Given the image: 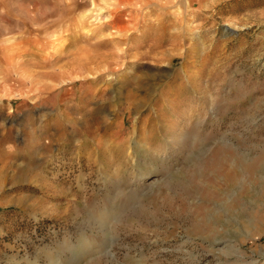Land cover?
I'll use <instances>...</instances> for the list:
<instances>
[{"label":"rangeland","instance_id":"374dc122","mask_svg":"<svg viewBox=\"0 0 264 264\" xmlns=\"http://www.w3.org/2000/svg\"><path fill=\"white\" fill-rule=\"evenodd\" d=\"M263 199L264 0H0V264H264Z\"/></svg>","mask_w":264,"mask_h":264},{"label":"bare ground","instance_id":"6f19581e","mask_svg":"<svg viewBox=\"0 0 264 264\" xmlns=\"http://www.w3.org/2000/svg\"><path fill=\"white\" fill-rule=\"evenodd\" d=\"M102 1V0H101ZM138 2H139V0H138ZM106 3V2H105ZM105 3H103V4H105ZM112 3V2H111ZM185 4V3H184ZM183 4V5H184ZM150 6V5H149ZM185 6V5H184ZM148 7V6H147ZM101 8V7H100ZM116 8V7H115ZM109 39H111V38H109ZM114 40V39H113ZM87 56H89L88 54H87ZM94 60V59H93ZM93 62V61H92ZM95 64V63H94ZM96 66V65H95ZM96 69V68H95ZM100 70V69H99ZM92 72V71H91ZM98 72V71H97ZM95 75V74H94ZM93 75V76H94ZM101 75V74H100ZM99 76V75H98ZM113 94V93H112ZM114 95V94H113ZM108 98V97H107ZM58 102V101H57ZM57 104V103H56ZM60 104V103H59ZM211 104V103H210ZM213 104V103H212ZM213 107V106H212ZM211 107V108H212ZM219 108V107H218ZM209 109V108H208ZM65 112V111H64ZM58 113V112H57ZM60 113V112H59ZM62 114V113H61ZM66 114V113H65ZM5 115H6V113H5ZM97 116V115H96ZM57 118V117H56ZM69 119V118H68ZM204 119V118H203ZM202 119V120H203ZM60 120V119H59ZM15 122V121H14ZM60 122V121H59ZM4 124V123H3ZM15 124V123H14ZM63 124V123H62ZM65 125V124H64ZM172 125V124H171ZM184 125V124H183ZM4 126V125H3ZM7 127V126H6ZM186 127V126H185ZM21 128V127H20ZM81 128V127H80ZM5 129V128H4ZM18 129H19V127H18ZM52 129H54V128H52ZM82 129V128H81ZM167 129V128H166ZM24 130V129H23ZM67 130V129H66ZM65 130V131H66ZM54 131V130H53ZM173 131H175V130H173ZM182 131V130H181ZM183 132V131H182ZM72 133V132H71ZM162 133V132H161ZM63 134H64V132H63ZM170 134V133H169ZM191 134V133H190ZM59 135V134H58ZM61 135V134H60ZM164 136V135H163ZM195 136V135H194ZM60 137V136H59ZM64 137V136H63ZM176 137V136H175ZM178 137V136H177ZM48 138V137H47ZM50 138V137H49ZM185 138H187V137H185ZM52 139H54L53 137H52ZM182 139V138H181ZM195 139V138H194ZM18 140V139H17ZM48 140V139H47ZM85 140V139H84ZM177 140V139H176ZM22 141V140H21ZM77 141V140H76ZM171 141H174V139L173 138H168V139H166V142H168V143H170ZM176 142V141H175ZM178 142V141H177ZM171 144V143H170ZM169 144V145H170ZM174 144V143H173ZM176 146V145H175ZM169 147V146H168ZM170 148V147H169ZM98 149V148H97ZM46 151V150H45ZM45 151H43V152H45ZM44 154V153H43ZM46 155V154H45ZM42 157V156H41ZM46 157V156H45ZM240 166V165H239ZM241 171H244V173L245 172H247V167H241ZM178 171V170H177ZM212 172V171H211ZM217 172V171H216ZM215 173V172H214ZM211 174V173H210ZM158 175V174H157ZM242 175V174H241ZM222 178V177H221ZM155 179V178H154ZM153 179V180H154ZM152 180V181H153ZM160 182V181H159ZM203 182V181H202ZM148 183V182H147ZM226 185V184H225ZM140 189V188H139ZM131 196H132V194H130ZM142 196V195H141ZM135 197V196H134ZM140 200H141V198H140ZM264 200V199H263ZM256 201H258V200H256ZM251 202H253L252 200H251ZM137 203V202H136ZM141 203V202H140ZM146 204V203H145ZM251 204V203H250ZM134 206H137V205H134ZM140 206H142V205H140ZM144 206V205H143ZM249 208V207H248ZM258 208H260V207H258ZM111 210V209H110ZM112 211V210H111ZM257 211V210H256ZM103 212V211H102ZM106 212V211H105ZM123 212H125V211H123ZM122 212V213H123ZM125 215V214H124ZM123 215V216H124ZM221 215V214H220ZM122 216V215H121ZM126 216H127V214H126ZM118 217V216H117ZM125 217V216H124ZM224 219L226 220V221H228V217L226 216V217H224ZM117 220V219H116ZM102 221H104V220H102ZM115 221V220H114ZM221 221V220H220ZM125 223V222H124ZM227 224V223H226ZM100 225V224H99ZM227 226V225H226ZM240 226H241V228H242V230H240V231H242L243 232V234L245 235V237H249V232L250 231H252V229L254 228V226H255V228H260L261 226L256 222V223H254V222H250V223H248V224H241L240 223ZM113 227H114V225H113ZM116 227V226H115ZM114 227V228H115ZM111 229V228H110ZM109 229V230H110ZM239 229V228H238ZM113 230H116V229H113ZM117 230H118V227H117ZM234 230V229H233ZM111 231H112V229H111ZM236 231V230H235ZM234 231V232H235ZM104 232H106V231H104ZM251 233V232H250ZM255 233V232H254ZM115 235V234H114ZM252 235V234H251ZM116 236V235H115ZM118 236V235H117ZM208 237V236H207ZM114 238V237H113ZM116 238V237H115ZM112 240V239H111ZM224 240V239H223ZM114 241V240H113ZM204 242V241H203ZM223 242H225V241H223ZM222 242V243H223ZM112 243V242H111ZM205 243V242H204ZM225 243H229V242H225ZM218 243L217 242H215V241H213V246L212 247H214L215 249H217L220 253H223V254H226V255H230L232 252H231V250H230V248H231V245L230 244H226V245H224V246H221V247H219V246H217V248L215 247L216 245H217ZM111 246V245H110ZM114 246V245H113ZM112 246V247H113ZM210 246V245H209ZM233 246H235V245H232V247ZM228 247V248H227ZM224 248H226V250L224 251ZM238 249V248H237ZM240 249V248H239ZM209 250V249H208ZM107 251V250H106ZM105 251V252H106ZM240 251V250H239ZM234 252H236V251H234ZM103 254V253H102ZM108 254H109V256L110 257H115V252L112 250V248H110L109 250H108ZM93 255V254H92ZM97 258V257H96ZM93 259H95V258H93ZM112 259V258H111ZM91 260V259H90ZM92 261V260H91ZM240 262H241V264H252L253 262L252 261H248L247 260V258H242L241 260H239ZM57 263H58V261H57Z\"/></svg>","mask_w":264,"mask_h":264}]
</instances>
